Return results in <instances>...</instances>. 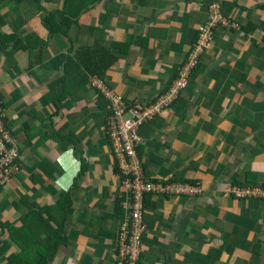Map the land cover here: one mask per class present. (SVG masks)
<instances>
[{
	"label": "crops",
	"instance_id": "crops-1",
	"mask_svg": "<svg viewBox=\"0 0 264 264\" xmlns=\"http://www.w3.org/2000/svg\"><path fill=\"white\" fill-rule=\"evenodd\" d=\"M211 2L229 25L172 109L139 127L136 148L145 177L202 192L144 197L139 264H264V199L230 194L264 187V0H0V101L20 148L0 187V264L20 252L9 231L31 210L63 223L66 243L47 264H116L129 195L92 77L126 106L154 103ZM25 245L37 264L43 244Z\"/></svg>",
	"mask_w": 264,
	"mask_h": 264
},
{
	"label": "built area",
	"instance_id": "built-area-1",
	"mask_svg": "<svg viewBox=\"0 0 264 264\" xmlns=\"http://www.w3.org/2000/svg\"><path fill=\"white\" fill-rule=\"evenodd\" d=\"M208 14V21L199 27L197 39L185 63L179 69L171 88L154 103L143 108L126 106L122 99L112 93L98 77H92V85L97 88L109 105L110 113L106 119L105 128L109 136L112 155L123 176V187L129 195V218L120 227L116 239V264H139L142 236L146 229L143 221L146 195L196 196L202 192L197 185L175 181H152L145 177L136 148L141 140L138 136L139 127L162 111L172 109L173 103L187 89L201 56L209 49L214 38V31L230 23L222 14L218 2L209 4ZM6 119L7 110L0 101V187L10 183L14 175L15 162L20 157L18 142L12 137ZM230 194L239 200L264 199V187L235 185L230 188Z\"/></svg>",
	"mask_w": 264,
	"mask_h": 264
},
{
	"label": "trees",
	"instance_id": "trees-1",
	"mask_svg": "<svg viewBox=\"0 0 264 264\" xmlns=\"http://www.w3.org/2000/svg\"><path fill=\"white\" fill-rule=\"evenodd\" d=\"M255 27H259V25H254V28ZM262 29L264 30V27ZM108 116L109 114H107V117ZM42 215L43 214L41 210H31L30 213L21 219L22 225L19 231H12L10 229L9 233L12 238L16 239L15 235L21 237V243L19 244L20 252L16 255L13 254L10 256L6 264H34L29 259V254L34 250V248L32 247L31 249H28L25 243H31L35 245L38 241L43 244V247L40 249H35V251L41 256V259L37 264H47L48 261L51 260L57 253L58 248L62 244L66 243V239L62 234L63 223H59L56 226L51 227L50 224L42 217ZM128 218L129 216H127V218L124 220V223L128 220ZM37 237L39 238L37 239Z\"/></svg>",
	"mask_w": 264,
	"mask_h": 264
},
{
	"label": "rangeland",
	"instance_id": "rangeland-1",
	"mask_svg": "<svg viewBox=\"0 0 264 264\" xmlns=\"http://www.w3.org/2000/svg\"><path fill=\"white\" fill-rule=\"evenodd\" d=\"M233 186H235V185H233ZM233 186H231V187H233Z\"/></svg>",
	"mask_w": 264,
	"mask_h": 264
}]
</instances>
